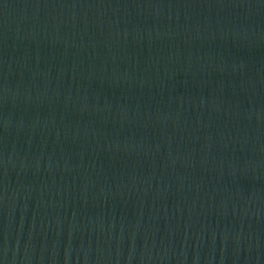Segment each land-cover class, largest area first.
Masks as SVG:
<instances>
[{"label":"water","instance_id":"water-1","mask_svg":"<svg viewBox=\"0 0 264 264\" xmlns=\"http://www.w3.org/2000/svg\"><path fill=\"white\" fill-rule=\"evenodd\" d=\"M0 264H264V0H0Z\"/></svg>","mask_w":264,"mask_h":264}]
</instances>
